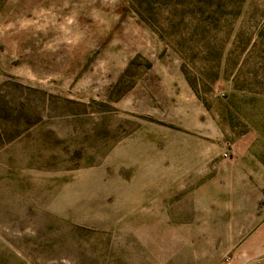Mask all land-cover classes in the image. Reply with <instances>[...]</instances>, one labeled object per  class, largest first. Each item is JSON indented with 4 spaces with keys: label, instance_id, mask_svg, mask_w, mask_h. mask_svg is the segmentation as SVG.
I'll use <instances>...</instances> for the list:
<instances>
[{
    "label": "rangeland",
    "instance_id": "rangeland-1",
    "mask_svg": "<svg viewBox=\"0 0 264 264\" xmlns=\"http://www.w3.org/2000/svg\"><path fill=\"white\" fill-rule=\"evenodd\" d=\"M0 264H264V0H0Z\"/></svg>",
    "mask_w": 264,
    "mask_h": 264
},
{
    "label": "built area",
    "instance_id": "built-area-1",
    "mask_svg": "<svg viewBox=\"0 0 264 264\" xmlns=\"http://www.w3.org/2000/svg\"><path fill=\"white\" fill-rule=\"evenodd\" d=\"M224 157L226 156V155H223Z\"/></svg>",
    "mask_w": 264,
    "mask_h": 264
}]
</instances>
